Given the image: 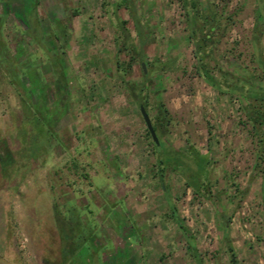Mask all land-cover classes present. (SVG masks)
Returning <instances> with one entry per match:
<instances>
[{
  "label": "rangeland",
  "instance_id": "obj_1",
  "mask_svg": "<svg viewBox=\"0 0 264 264\" xmlns=\"http://www.w3.org/2000/svg\"><path fill=\"white\" fill-rule=\"evenodd\" d=\"M198 1L231 16L211 38L215 72L260 74L257 1ZM184 13L181 0H0V264H264V127L197 74ZM30 63L48 123L30 119L40 89L13 69ZM133 95L164 146L207 158L198 190L169 165L160 179Z\"/></svg>",
  "mask_w": 264,
  "mask_h": 264
},
{
  "label": "trees",
  "instance_id": "obj_2",
  "mask_svg": "<svg viewBox=\"0 0 264 264\" xmlns=\"http://www.w3.org/2000/svg\"><path fill=\"white\" fill-rule=\"evenodd\" d=\"M257 1V11L259 16L255 20V24L253 27V41H255L256 33L258 32L259 21H261V25L264 27V0H256ZM182 8L184 9L185 14V23L189 30L190 37L192 38L194 48H195V57L196 63L195 68L197 74L203 79L205 83H207L212 88L216 89L219 92H229L238 94L242 98L247 101L246 115L249 120L252 121L253 127L256 129L264 127V57L257 51L254 53V62L256 66L260 69L261 73L257 74L253 70H242L239 67L233 65L234 62H230L229 65L232 67L234 71H238L240 75L236 77L227 71H223L222 67L217 68V73L214 68L208 63V59H213L211 55V51L209 46L213 43L212 36L217 34L218 32H223L226 30L227 21L230 20V15H225L216 9L215 6H207L201 11V7L199 6L198 0H181ZM222 20H224V25L222 24ZM122 31L126 36V39L130 38L128 31L122 26ZM262 32V31H261ZM223 36V34L221 35ZM130 40V39H129ZM4 46L3 41L0 40V45ZM132 44V43H131ZM253 44H256L253 42ZM256 46V45H255ZM57 55L54 57L52 65L58 68V72L60 79H64V71L60 69L57 65L60 64L59 59H61V55L56 53ZM217 63V62H216ZM14 72L18 73L21 71L27 77L29 82V88L36 89L35 84H38V88L40 89V108H36V111L31 116V120L36 124L39 123H48L49 119L42 112L45 108L43 103L47 101L45 96V90L48 89L46 83L41 81V73L34 67L32 64H28L26 67L20 65L13 67ZM142 69V68H141ZM164 70V68H160ZM20 71V72H21ZM143 72V70H142ZM144 73V72H143ZM14 74V73H13ZM145 75V77H147ZM15 77V75H13ZM18 78V77H17ZM14 78V83L19 84L26 91L27 102L31 100V96L29 92H27V88L22 82L21 79ZM222 79V80H221ZM39 82L41 83L39 85ZM64 85V83H63ZM61 87V86H60ZM127 89L130 91H134V86L128 84L126 85ZM134 101L138 102L139 105H143L145 108L147 107V101L135 98L133 95ZM260 103L259 107H256L254 103ZM27 106V104H25ZM42 108V109H41ZM157 109L159 111L158 114L163 118L167 114V109L163 105L161 101L157 103ZM155 131L157 130V125H154ZM32 139H35L37 136L32 135ZM153 141V140H152ZM154 146L163 152V157L158 160L160 164L158 166V171L160 172V179L162 176V171L168 165L173 169H180L181 175L186 180V184L188 187L193 188L194 190H198L199 179L200 176H203L207 172L208 160L202 155L197 149L190 147L187 152H182L177 149H173L167 146H164L162 142L159 141V145H156L153 141ZM164 146V147H163ZM163 147V148H162ZM162 164V165H161ZM262 197L264 200V173H263V181H262ZM175 208L172 206V213L175 222L178 224L179 228L186 233L187 228L183 224L182 220L175 213ZM191 247L193 245H190ZM69 252L68 257L72 254L71 249L64 250V253ZM234 257H232V260Z\"/></svg>",
  "mask_w": 264,
  "mask_h": 264
},
{
  "label": "water",
  "instance_id": "obj_3",
  "mask_svg": "<svg viewBox=\"0 0 264 264\" xmlns=\"http://www.w3.org/2000/svg\"><path fill=\"white\" fill-rule=\"evenodd\" d=\"M141 68H142L143 72L146 73V67H145L144 62H141ZM139 111L143 117L146 128H147L152 140L155 142L156 145H159V139H158L156 131L154 129L152 120H151L146 108L142 104L139 105Z\"/></svg>",
  "mask_w": 264,
  "mask_h": 264
}]
</instances>
